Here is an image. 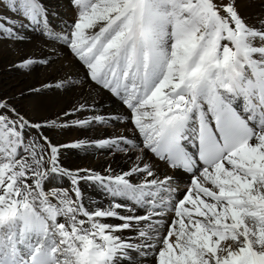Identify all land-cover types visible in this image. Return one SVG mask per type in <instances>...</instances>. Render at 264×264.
<instances>
[{"label": "snow or ice", "instance_id": "6c2138e0", "mask_svg": "<svg viewBox=\"0 0 264 264\" xmlns=\"http://www.w3.org/2000/svg\"><path fill=\"white\" fill-rule=\"evenodd\" d=\"M0 62V264H264V0H0Z\"/></svg>", "mask_w": 264, "mask_h": 264}, {"label": "bare ground", "instance_id": "6f19581e", "mask_svg": "<svg viewBox=\"0 0 264 264\" xmlns=\"http://www.w3.org/2000/svg\"><path fill=\"white\" fill-rule=\"evenodd\" d=\"M4 63L0 62V82L6 81L7 83L11 84L15 81L16 77L14 74L5 73L4 71ZM74 162L81 163V164H88V163H96L95 158H90L88 160L79 161L76 159L75 156H72L71 158Z\"/></svg>", "mask_w": 264, "mask_h": 264}]
</instances>
